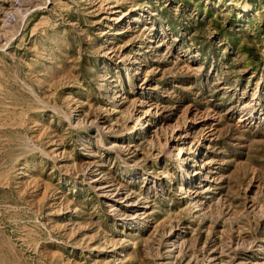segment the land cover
I'll list each match as a JSON object with an SVG mask.
<instances>
[{
  "label": "rangeland",
  "instance_id": "obj_1",
  "mask_svg": "<svg viewBox=\"0 0 264 264\" xmlns=\"http://www.w3.org/2000/svg\"><path fill=\"white\" fill-rule=\"evenodd\" d=\"M0 264H264V0H0Z\"/></svg>",
  "mask_w": 264,
  "mask_h": 264
},
{
  "label": "bare ground",
  "instance_id": "obj_2",
  "mask_svg": "<svg viewBox=\"0 0 264 264\" xmlns=\"http://www.w3.org/2000/svg\"><path fill=\"white\" fill-rule=\"evenodd\" d=\"M134 69V68H133Z\"/></svg>",
  "mask_w": 264,
  "mask_h": 264
}]
</instances>
